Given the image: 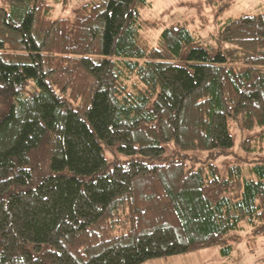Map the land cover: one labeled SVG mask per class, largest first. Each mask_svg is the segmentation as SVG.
<instances>
[{
  "label": "trees",
  "instance_id": "obj_1",
  "mask_svg": "<svg viewBox=\"0 0 264 264\" xmlns=\"http://www.w3.org/2000/svg\"><path fill=\"white\" fill-rule=\"evenodd\" d=\"M13 4L0 7V264L224 257L237 232L264 234V184L236 191L242 166L224 178L210 162L232 153L231 119L263 129L242 145L264 153V14L231 19L213 44L176 23L151 45L148 0L68 18L49 0Z\"/></svg>",
  "mask_w": 264,
  "mask_h": 264
},
{
  "label": "rangeland",
  "instance_id": "obj_2",
  "mask_svg": "<svg viewBox=\"0 0 264 264\" xmlns=\"http://www.w3.org/2000/svg\"><path fill=\"white\" fill-rule=\"evenodd\" d=\"M15 0H0V7L12 14ZM55 7L56 18H68L74 15V10L85 3L96 0H49ZM264 14V0H148V7L142 11L143 31L142 39L155 45L161 31L171 24L187 23L190 29L202 44H213L214 36L230 21L241 15ZM241 129L234 121H229V132L234 140L232 153L222 155L210 162L218 166L224 178L228 177L231 166H242L241 176L236 183L235 190H243L245 181L264 184V161L248 163L264 158L260 155L245 151L242 143L247 139L255 138L262 131ZM166 156H172L176 151L173 143L164 144ZM193 158L206 159L205 152H189ZM105 157L111 165L117 159H126L122 154L105 152ZM246 160V161H245ZM189 165H199L196 160L188 161ZM161 163H167L166 160ZM262 166V167H261ZM240 240L233 242V249L224 257L220 248H205L168 258L154 259L143 264H264V234L253 236L251 229L236 233Z\"/></svg>",
  "mask_w": 264,
  "mask_h": 264
}]
</instances>
